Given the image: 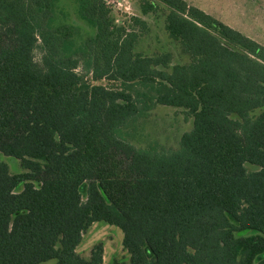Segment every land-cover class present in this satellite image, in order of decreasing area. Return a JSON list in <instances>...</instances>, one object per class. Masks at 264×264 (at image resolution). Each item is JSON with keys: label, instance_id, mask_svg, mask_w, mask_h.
<instances>
[{"label": "trees", "instance_id": "1", "mask_svg": "<svg viewBox=\"0 0 264 264\" xmlns=\"http://www.w3.org/2000/svg\"><path fill=\"white\" fill-rule=\"evenodd\" d=\"M139 4L0 0V264H104L77 252L96 221L123 231L112 264H264V46ZM161 105L191 119L174 143L150 133Z\"/></svg>", "mask_w": 264, "mask_h": 264}, {"label": "rangeland", "instance_id": "2", "mask_svg": "<svg viewBox=\"0 0 264 264\" xmlns=\"http://www.w3.org/2000/svg\"><path fill=\"white\" fill-rule=\"evenodd\" d=\"M118 1L122 4L118 5ZM206 13L220 19L224 23L239 30L243 34L255 39L264 46V0H187ZM110 5L119 12L116 21H122L123 17L139 15V0H109ZM126 7L128 9H126ZM153 25V39H148L153 47L166 44V38L162 33V17H148ZM161 38V41H160ZM41 50L36 49V59L41 57ZM259 111H255L257 114ZM150 133L160 137L163 143L175 142V138L182 131L191 127V119H185L182 112L175 113V109L168 106H158L153 112ZM153 125V126H152ZM14 172L21 171L19 160L13 156H3ZM123 231L116 225L105 221L94 222L83 234L77 252L89 257L95 244L102 243L104 246V264H112L114 259L129 261L130 254L123 245ZM49 260L41 264H52Z\"/></svg>", "mask_w": 264, "mask_h": 264}, {"label": "built area", "instance_id": "3", "mask_svg": "<svg viewBox=\"0 0 264 264\" xmlns=\"http://www.w3.org/2000/svg\"><path fill=\"white\" fill-rule=\"evenodd\" d=\"M108 3H109V0H108ZM117 3H118V5H121V4H122L121 1H118ZM109 4H110V3H109ZM126 9H128V8L126 7Z\"/></svg>", "mask_w": 264, "mask_h": 264}]
</instances>
